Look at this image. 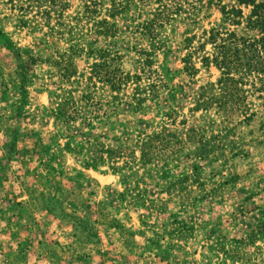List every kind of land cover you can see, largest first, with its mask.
<instances>
[{
    "label": "rangeland",
    "instance_id": "rangeland-1",
    "mask_svg": "<svg viewBox=\"0 0 264 264\" xmlns=\"http://www.w3.org/2000/svg\"><path fill=\"white\" fill-rule=\"evenodd\" d=\"M7 1L0 0V264H264V99H251L250 120L240 103L218 110L211 100L220 71L203 66L200 51L195 74L182 62L186 38L194 49L204 30L235 26L208 0H187L150 40L134 26L156 5L136 0L104 39L79 0H62L48 34L46 26L19 27ZM71 33L83 46L72 56ZM103 59L130 77L119 93L90 82L89 66ZM71 63L74 73L63 76ZM68 89L76 98L91 90L96 106L65 121L53 108Z\"/></svg>",
    "mask_w": 264,
    "mask_h": 264
},
{
    "label": "trees",
    "instance_id": "trees-1",
    "mask_svg": "<svg viewBox=\"0 0 264 264\" xmlns=\"http://www.w3.org/2000/svg\"><path fill=\"white\" fill-rule=\"evenodd\" d=\"M79 1L81 2L82 15L95 21L93 27L104 39L115 36L119 29L116 22L117 18L123 19L124 16L126 17L131 4L137 3L136 0ZM138 1L143 4L148 1L146 3L156 5L150 13L152 17L144 19L141 23L137 22L134 26L135 31L140 32L144 38L150 40L158 35L157 28L167 23L171 15L175 13L174 11L181 9L177 6L181 7L183 2H188L187 0ZM197 1L202 2V0ZM7 2L10 4L11 17L17 19L19 27L28 26L33 31H42L43 27L46 26V33L52 34V32H55V28L50 25L49 19L52 13L62 10V0H8ZM207 2L217 8L221 14L222 22H227L235 27L226 29L215 25L208 30H204L206 35L204 41L198 43L194 49L190 45L193 37L186 38L188 43L184 47L187 52L182 58L183 68L188 74H195L197 68L192 57L195 52H202L199 59L202 65L212 64L220 71L216 82L217 90L211 103H215L216 108L222 111L235 110L237 103H240L238 106H241V113L247 116L246 120H250L255 115L252 107L254 104L251 99H264V0H228L226 3L223 0H217L216 2L208 0ZM105 3H108V6H105ZM66 5L68 4L66 3ZM190 5L192 6V4ZM243 7L249 8L248 14H244ZM99 16L101 17L98 20ZM240 25H243L239 29V31H243L242 33H238L236 29ZM72 36L73 33L66 39L67 50L70 51L71 56L83 50V46ZM137 44H134V46H137ZM206 45H210V50L204 49ZM139 50L145 53L144 48ZM89 67L90 82L95 84L93 80H97L106 84L110 93H119L130 80L128 73H125L118 65H112V60L103 59L101 62H94ZM74 71L75 66L71 63L64 70L63 76L70 77ZM22 76L25 77L24 72ZM138 79L139 77L135 76V80ZM240 84L248 85V88H239L237 85ZM90 91H85L81 94V98H76L72 94L73 90H64L59 95L60 101L53 108L56 115L62 117L65 121L85 116L82 112H85V109L93 104L92 98L91 102L89 101ZM116 97V95H111L113 99ZM211 103H203V106H208ZM95 104L93 106H96ZM98 107H101V104ZM4 147L6 156L11 157L12 151L17 147L15 136ZM60 210L61 216H67L63 207ZM71 217L73 216L71 215ZM73 220L75 225L80 228L84 225V221L80 217ZM126 230L130 233L129 229ZM129 236L127 234V239H129ZM118 239H121V237ZM113 264L122 263L114 260Z\"/></svg>",
    "mask_w": 264,
    "mask_h": 264
},
{
    "label": "crops",
    "instance_id": "crops-1",
    "mask_svg": "<svg viewBox=\"0 0 264 264\" xmlns=\"http://www.w3.org/2000/svg\"><path fill=\"white\" fill-rule=\"evenodd\" d=\"M2 144V143H1Z\"/></svg>",
    "mask_w": 264,
    "mask_h": 264
}]
</instances>
